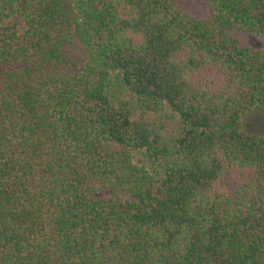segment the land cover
Returning <instances> with one entry per match:
<instances>
[{"label": "trees", "instance_id": "1", "mask_svg": "<svg viewBox=\"0 0 264 264\" xmlns=\"http://www.w3.org/2000/svg\"><path fill=\"white\" fill-rule=\"evenodd\" d=\"M202 2L0 0V264H264V0Z\"/></svg>", "mask_w": 264, "mask_h": 264}, {"label": "rangeland", "instance_id": "2", "mask_svg": "<svg viewBox=\"0 0 264 264\" xmlns=\"http://www.w3.org/2000/svg\"><path fill=\"white\" fill-rule=\"evenodd\" d=\"M177 3L190 15L192 16H205L207 10L202 0H176ZM239 38L242 42L250 45L255 49L264 48V38L256 35L245 34L242 32L238 33ZM259 113H250L246 116L244 121L245 128L260 132L264 128V119L258 117Z\"/></svg>", "mask_w": 264, "mask_h": 264}]
</instances>
